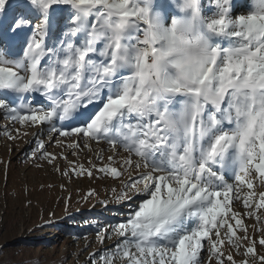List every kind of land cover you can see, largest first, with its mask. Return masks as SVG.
Listing matches in <instances>:
<instances>
[{"label": "snow or ice", "instance_id": "6c2138e0", "mask_svg": "<svg viewBox=\"0 0 264 264\" xmlns=\"http://www.w3.org/2000/svg\"><path fill=\"white\" fill-rule=\"evenodd\" d=\"M11 6L0 0V14ZM16 7L7 28L0 23V110L53 136L106 143L114 155L100 173L122 176L111 166L120 150L121 168L136 173L120 199H142L114 227L121 239L103 264H202L205 244L225 264L221 229L237 251L236 230L244 232V255H253L256 241L231 206L252 208L254 183L264 185V0H242L243 11L237 0ZM37 149L49 157L42 141ZM258 200L254 207L264 208V191Z\"/></svg>", "mask_w": 264, "mask_h": 264}, {"label": "rangeland", "instance_id": "374dc122", "mask_svg": "<svg viewBox=\"0 0 264 264\" xmlns=\"http://www.w3.org/2000/svg\"><path fill=\"white\" fill-rule=\"evenodd\" d=\"M240 3L242 0H237V11H243ZM11 4L2 20L4 28L18 15L17 0ZM38 141L44 143L48 158L37 149ZM75 143H79L78 148L69 147ZM113 155L104 142L53 136L44 126H21L0 111V264H103L101 257L109 255L121 239L114 227L124 222L142 199H120L123 185L130 175H136L131 168H121L127 153L120 150L111 165L122 171L119 179L96 171ZM50 157L55 159L50 161ZM81 166L92 171V176L79 174ZM257 185L258 181L252 190L256 194L252 208L245 209L242 201L231 206V213L240 214L247 235L256 241L255 253L244 255L250 246V241L243 239L244 232L236 230L243 245L237 251L224 237L226 230L221 229L225 264H229L228 255L235 264H260L264 257V246L259 244L264 239V208L254 207L264 185ZM248 194L247 189L240 192L241 197ZM249 212L255 215H247ZM231 213L225 219L235 228ZM205 249L202 264H216L207 244ZM113 264L126 261L116 258Z\"/></svg>", "mask_w": 264, "mask_h": 264}, {"label": "bare ground", "instance_id": "6f19581e", "mask_svg": "<svg viewBox=\"0 0 264 264\" xmlns=\"http://www.w3.org/2000/svg\"><path fill=\"white\" fill-rule=\"evenodd\" d=\"M9 12L7 11V14H8ZM5 17H6V15H3V14H0V23H2V20L3 19H5ZM37 100H38V102H43L39 97H37ZM0 111H2V112H5L6 113V111L5 110H0ZM58 126H60L59 124H58ZM71 125H69L68 127H65L64 128V130H69V127H70ZM44 128L46 129V131H48V129H47V127L46 126H44ZM67 138V137H66ZM56 235V234H55Z\"/></svg>", "mask_w": 264, "mask_h": 264}]
</instances>
